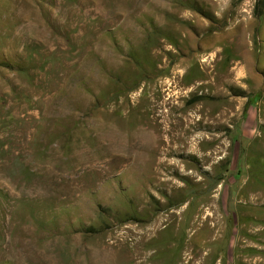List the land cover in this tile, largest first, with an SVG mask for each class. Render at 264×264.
Listing matches in <instances>:
<instances>
[{
  "label": "rangeland",
  "instance_id": "rangeland-1",
  "mask_svg": "<svg viewBox=\"0 0 264 264\" xmlns=\"http://www.w3.org/2000/svg\"><path fill=\"white\" fill-rule=\"evenodd\" d=\"M263 145L264 0H0V264H264Z\"/></svg>",
  "mask_w": 264,
  "mask_h": 264
},
{
  "label": "trees",
  "instance_id": "trees-1",
  "mask_svg": "<svg viewBox=\"0 0 264 264\" xmlns=\"http://www.w3.org/2000/svg\"><path fill=\"white\" fill-rule=\"evenodd\" d=\"M2 66H4V65H2ZM5 67H6V68H9V70H11V71H13V72H17V71L19 72V70H18V68H16V66L13 67L12 65L8 64V65H6ZM85 85H87L86 82H84V84L82 83V84L80 85V87H83V88H84L87 92H89V93L92 92V91H91V87H90V88H88V87L86 88Z\"/></svg>",
  "mask_w": 264,
  "mask_h": 264
},
{
  "label": "bare ground",
  "instance_id": "bare-ground-1",
  "mask_svg": "<svg viewBox=\"0 0 264 264\" xmlns=\"http://www.w3.org/2000/svg\"><path fill=\"white\" fill-rule=\"evenodd\" d=\"M239 43V42H238ZM241 53V52H240ZM248 61V60H247ZM248 63V62H247ZM239 66V65H238ZM241 67V66H240ZM235 68H237V67H235ZM234 68V69H235ZM234 71V70H233ZM202 87V86H201ZM196 89V88H195ZM202 89V88H201ZM194 119V118H193ZM167 119H165V121H166ZM188 120H189V117H188ZM224 120V119H223ZM169 121V120H168ZM187 121V120H186ZM169 123V122H168ZM192 124V123H191ZM167 126V125H166ZM169 129V128H168ZM196 137V136H195ZM203 138V137H202ZM189 139V138H188ZM190 141V140H189ZM185 142V141H184ZM264 146V145H263ZM191 150V149H190ZM196 150V149H195ZM168 152V151H167ZM183 163H184V161H183ZM187 163V162H186ZM177 164V163H176ZM182 164V163H181ZM180 165V164H179ZM159 166V165H158ZM187 167V166H186ZM210 217V216H209ZM209 219V218H208ZM207 219V220H208ZM210 220V219H209ZM144 260V259H143Z\"/></svg>",
  "mask_w": 264,
  "mask_h": 264
}]
</instances>
